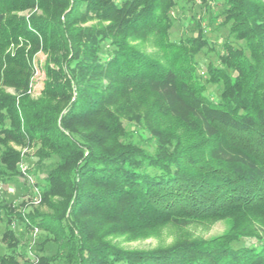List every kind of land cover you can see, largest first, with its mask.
Here are the masks:
<instances>
[{"label":"trees","instance_id":"16d2710c","mask_svg":"<svg viewBox=\"0 0 264 264\" xmlns=\"http://www.w3.org/2000/svg\"><path fill=\"white\" fill-rule=\"evenodd\" d=\"M199 1L204 9L210 2ZM178 3L0 0V218L7 249L0 264H264V0H223V51L211 45L201 19L197 34L170 39ZM35 5L41 12L30 23L17 15ZM90 19L99 21L83 25ZM40 39L53 66L45 65L44 90L34 99L27 90ZM207 50L218 52V65L207 63L202 82L195 57ZM207 83L222 87L217 100L205 94ZM151 97L158 114L149 111L147 129L155 152L132 142L109 147L103 134L117 138L119 121L107 104L124 99L125 110ZM96 114L110 120L94 140L73 125L92 123ZM36 141L26 161L36 181L22 189L40 190L51 213L6 194L25 180L14 145ZM82 198L111 208L110 217L98 219L109 229L114 222L138 237L165 224L230 225L212 238L130 250L106 241L109 231L96 238L80 214Z\"/></svg>","mask_w":264,"mask_h":264},{"label":"rangeland","instance_id":"374dc122","mask_svg":"<svg viewBox=\"0 0 264 264\" xmlns=\"http://www.w3.org/2000/svg\"><path fill=\"white\" fill-rule=\"evenodd\" d=\"M120 1V0H116ZM180 8L177 10H171L170 15L176 17L175 23L170 28L169 36L172 41L178 42L179 40L185 38L187 35H195L198 33V19H201V25L206 29L208 36L211 39V45H214L219 50L223 51V43L224 40L229 38L228 35V25H222L223 16H221V12L223 10V0H209V4L207 8L200 7L201 2L199 0H195V3L189 1L184 2L182 0H178ZM38 6L35 5L33 8H27L17 12V15L24 16L28 23L31 20L34 14L40 13ZM98 19H90L89 21L83 23V25H92L98 23ZM21 41V40H20ZM236 46L239 44L235 41H232ZM21 44V43H20ZM27 48H31V43H28ZM17 48V44L12 42L8 48V51L11 54H14L15 49ZM217 51L207 50L206 52L199 53L195 59L197 64L199 63V69L197 72L203 74L202 82L206 80V73H203L206 69V65L209 62H213L218 65L217 59ZM52 51H46L43 48L42 40L40 39L37 50L31 55L30 64L32 66V77L30 79V83L28 86V94L37 99L41 96L42 91L44 90L45 80L47 78V72L45 70V65L53 66L51 61L49 60L51 57ZM104 83L109 84L107 78L103 80ZM6 90L10 93L15 94L16 89L12 86L6 87ZM222 91V87L219 84L207 83V90L205 92L209 97L217 100L218 95ZM154 100V97L148 98L147 101H140L139 106H129L127 109L123 110L122 105L125 103L124 99H119L114 102H109L107 105H110L106 112H112L119 121L118 129H117V138H111L110 136H106L103 134L104 140L108 143L109 147H113V145L119 144H128L135 143L141 147H144L147 150H151L153 153L155 152V145H157V140L154 134L147 129V124L153 120V113L157 116V108H153L154 104H150ZM86 106V105H84ZM141 106V107H140ZM63 107V106H62ZM64 109V108H63ZM97 110L93 111V114L96 113ZM153 111V113L149 112ZM66 112V109L62 111V113ZM92 123L89 124H81V122H75L73 126H75L80 134L82 132H86L90 138L96 140L99 134H102L104 131L105 124H107L110 120H106L103 116L96 114L93 116ZM100 122V123H99ZM82 128V129H81ZM86 131H85V130ZM183 133V131H180ZM155 141V142H154ZM39 142L36 141V145L34 147L29 146H18L14 145L16 149L20 152V161L27 166L25 173L21 171L25 177L24 183L17 182L13 184V186H7L6 191L9 197L14 198L17 201L25 200L26 203L31 204L32 206L42 207L40 212L42 213H51V210L46 206L47 204L42 200L40 193V201L37 202L36 194L34 195L24 191L22 188L24 185L34 184L36 181L35 177L29 172L31 169V164L28 158L30 156L35 155L38 150ZM150 144V145H149ZM21 169V168H20ZM22 180V179H21ZM92 178H89L84 181L85 186L91 185ZM9 188L11 190H9ZM4 186L0 183V195L4 193ZM10 192V193H9ZM15 202V203H16ZM37 202V203H36ZM80 207L82 215L88 217V221H92L91 232L99 234L97 235V239H100L101 235L107 233V237L105 240L108 241L112 245H116L121 248L126 249H143V250H152L158 249L165 246H172L173 244L183 241L188 238H212L223 234L227 231L229 227V221L227 219L217 220L215 222H210L209 220L197 221L192 224H189L184 227H178L172 224H165L160 226L156 231L146 234L144 237H138L135 234L131 233L127 229L117 228L114 222H110L113 226L109 229V222L107 225L105 222H102L99 219L101 213L104 212L103 208L98 207L94 203L89 202L87 199L82 198ZM111 209V208H110ZM109 209V211H110ZM108 210L104 212L106 217H110L112 213ZM85 218V217H84ZM16 230L20 229V224L15 226ZM6 229V224L0 218V254H3L7 251L5 247V243L2 240L3 233ZM25 237H23V241ZM256 239V238H255ZM254 238L245 239L247 243L249 241H255Z\"/></svg>","mask_w":264,"mask_h":264},{"label":"built area","instance_id":"2783aa9c","mask_svg":"<svg viewBox=\"0 0 264 264\" xmlns=\"http://www.w3.org/2000/svg\"><path fill=\"white\" fill-rule=\"evenodd\" d=\"M19 166H20L21 170L25 173V170L27 169V166H25L23 162H21V163L19 164ZM35 190H36L35 192H37V194H36V199H35V200H37V202H38V201H40V199H41V198H40V190H38L37 188H36ZM37 202H36V203H37ZM37 233H38V228H35L34 231L32 232V234H33V236L35 237Z\"/></svg>","mask_w":264,"mask_h":264}]
</instances>
